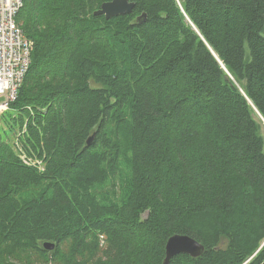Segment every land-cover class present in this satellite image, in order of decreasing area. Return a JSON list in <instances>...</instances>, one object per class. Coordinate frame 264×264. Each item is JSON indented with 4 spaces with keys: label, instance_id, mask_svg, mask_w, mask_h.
Listing matches in <instances>:
<instances>
[{
    "label": "trees",
    "instance_id": "obj_1",
    "mask_svg": "<svg viewBox=\"0 0 264 264\" xmlns=\"http://www.w3.org/2000/svg\"><path fill=\"white\" fill-rule=\"evenodd\" d=\"M106 1L15 15L32 48L0 114V264H162L175 233L204 250L169 264H264V0Z\"/></svg>",
    "mask_w": 264,
    "mask_h": 264
},
{
    "label": "built area",
    "instance_id": "obj_2",
    "mask_svg": "<svg viewBox=\"0 0 264 264\" xmlns=\"http://www.w3.org/2000/svg\"><path fill=\"white\" fill-rule=\"evenodd\" d=\"M21 6L22 0H0V96L4 98L0 102V114L15 98L30 63L31 42L15 22Z\"/></svg>",
    "mask_w": 264,
    "mask_h": 264
},
{
    "label": "water",
    "instance_id": "obj_3",
    "mask_svg": "<svg viewBox=\"0 0 264 264\" xmlns=\"http://www.w3.org/2000/svg\"><path fill=\"white\" fill-rule=\"evenodd\" d=\"M134 7L133 1L130 0H110L101 3L96 9L94 15H104L106 19L112 16L125 15L132 12ZM146 15L142 13L136 17V21L142 23L145 21ZM93 135L87 138L86 143L90 144ZM43 248L52 250L55 246L53 242L44 241ZM204 250L202 243L197 241L194 237L187 234L175 233L169 236L165 244V256L162 264H169L170 259L178 254H188L192 257L200 255Z\"/></svg>",
    "mask_w": 264,
    "mask_h": 264
},
{
    "label": "rangeland",
    "instance_id": "obj_4",
    "mask_svg": "<svg viewBox=\"0 0 264 264\" xmlns=\"http://www.w3.org/2000/svg\"><path fill=\"white\" fill-rule=\"evenodd\" d=\"M247 53H248V50H247ZM3 100H4L3 96H0V102H2Z\"/></svg>",
    "mask_w": 264,
    "mask_h": 264
},
{
    "label": "bare ground",
    "instance_id": "obj_5",
    "mask_svg": "<svg viewBox=\"0 0 264 264\" xmlns=\"http://www.w3.org/2000/svg\"><path fill=\"white\" fill-rule=\"evenodd\" d=\"M23 1V0H22ZM30 56H31V53H30ZM11 103V102H10Z\"/></svg>",
    "mask_w": 264,
    "mask_h": 264
}]
</instances>
